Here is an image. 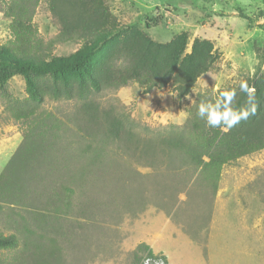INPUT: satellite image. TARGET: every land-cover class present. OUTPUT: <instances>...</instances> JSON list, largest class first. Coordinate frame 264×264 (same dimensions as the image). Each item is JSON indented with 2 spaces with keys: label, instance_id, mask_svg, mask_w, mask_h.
Returning a JSON list of instances; mask_svg holds the SVG:
<instances>
[{
  "label": "rangeland",
  "instance_id": "rangeland-1",
  "mask_svg": "<svg viewBox=\"0 0 264 264\" xmlns=\"http://www.w3.org/2000/svg\"><path fill=\"white\" fill-rule=\"evenodd\" d=\"M8 1L0 0V44L11 38L10 18L4 15ZM105 2L121 25L136 27L158 43H167L184 31L189 34L188 47L194 39L213 44L214 67L196 81L188 94L191 99H177L170 86L145 92L135 82L91 96L101 110L111 109L124 117L141 140L167 127H181L198 93L214 98L215 88L236 86L264 70L260 28L264 0ZM32 21L44 42L56 37L59 27L47 0H40ZM80 45L57 43L52 56H68ZM6 89L13 99L26 98L21 76L11 77ZM6 106L0 93V172L23 141L27 127L14 120ZM80 107L76 99L46 97L42 103L39 111L52 113L61 122L62 140L51 158L55 163L44 164L42 181L30 188L35 194L22 204H2L0 234L15 235L17 246L0 251V264H35L33 259L38 258L46 264H137L132 253L143 244V225L159 215L169 217L181 232L202 244L204 254L215 224L223 245L237 248L227 250L226 259L234 256L237 264H264V149L224 165L213 191L198 181L194 171L181 167L176 157L140 158L118 140L102 139V128L87 126L80 118ZM85 150H100L90 168L86 155L79 154ZM81 169L83 178L78 175ZM75 174L70 183L67 175ZM62 186L72 187V194Z\"/></svg>",
  "mask_w": 264,
  "mask_h": 264
},
{
  "label": "trees",
  "instance_id": "trees-1",
  "mask_svg": "<svg viewBox=\"0 0 264 264\" xmlns=\"http://www.w3.org/2000/svg\"><path fill=\"white\" fill-rule=\"evenodd\" d=\"M39 2L9 0L4 9V15L10 18L11 38L0 44V93L6 100V111L27 127L23 141L0 172V210L2 204H22L28 195L35 194L30 188L42 181L41 167L55 163L51 158L64 130L52 113L39 111L46 97L53 101H80V118L87 126L95 125L98 130L101 127L102 139L118 140L140 158L154 160L157 154L176 157L181 167L194 171L198 181L210 185L213 191L224 165L264 149V70L244 79L255 88L256 114L230 131L208 128L196 116L198 104L213 99L207 93H198L187 108V119L181 127H167L154 137L141 140L124 117L113 114L111 109L101 110L91 96L135 82L145 92L170 86L181 100L204 73L213 69L212 42L194 39L188 47L189 34L182 31L169 42L158 43L136 27L121 25L105 0H47L48 11L59 29L55 38L44 42L32 21ZM146 27H150L149 23ZM260 28L264 31V23ZM64 42L81 45L68 56H52L53 47ZM13 76H21L24 82L23 100L7 93L8 80ZM233 88L237 91V105L247 106L239 84L220 90ZM100 150L79 154L86 155V166L90 168ZM65 162L67 168L69 160ZM82 174L81 169L79 177L83 178ZM67 176L70 183L77 178V174ZM61 188L73 192L70 186ZM16 246L15 235L0 234V251ZM132 255L138 264L143 257L154 254L145 244H139ZM33 261L46 264L39 258Z\"/></svg>",
  "mask_w": 264,
  "mask_h": 264
},
{
  "label": "crops",
  "instance_id": "crops-1",
  "mask_svg": "<svg viewBox=\"0 0 264 264\" xmlns=\"http://www.w3.org/2000/svg\"><path fill=\"white\" fill-rule=\"evenodd\" d=\"M149 218L143 225L142 243L153 254L163 255L171 264H237L239 261L233 256L227 258V250L231 248L223 245L219 239L218 226L212 224L207 239V251L204 246L197 243L190 235H187L166 216ZM226 259V260H225Z\"/></svg>",
  "mask_w": 264,
  "mask_h": 264
},
{
  "label": "clouds",
  "instance_id": "clouds-1",
  "mask_svg": "<svg viewBox=\"0 0 264 264\" xmlns=\"http://www.w3.org/2000/svg\"><path fill=\"white\" fill-rule=\"evenodd\" d=\"M204 75L205 73L201 78H204ZM213 91L214 98L200 102L196 111V116L204 121L206 127L228 132L240 124L241 121H246L250 116L256 114L257 106L253 103L255 88L249 86L246 80L240 81L239 92L245 94V105L247 106L237 105V91L235 88L226 90L215 88ZM192 92L197 94L195 90ZM185 98L191 99L188 95ZM144 264H150V261L145 260Z\"/></svg>",
  "mask_w": 264,
  "mask_h": 264
},
{
  "label": "built area",
  "instance_id": "built-area-1",
  "mask_svg": "<svg viewBox=\"0 0 264 264\" xmlns=\"http://www.w3.org/2000/svg\"><path fill=\"white\" fill-rule=\"evenodd\" d=\"M145 260H149L150 264H171L164 256L162 255H158V254H154L151 257H143L138 264H144Z\"/></svg>",
  "mask_w": 264,
  "mask_h": 264
}]
</instances>
